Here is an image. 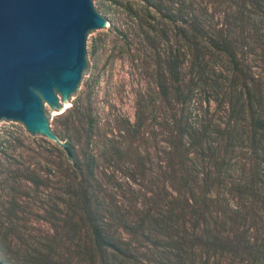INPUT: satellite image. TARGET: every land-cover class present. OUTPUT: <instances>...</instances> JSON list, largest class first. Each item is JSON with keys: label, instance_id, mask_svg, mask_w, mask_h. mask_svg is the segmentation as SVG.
<instances>
[{"label": "trees", "instance_id": "trees-1", "mask_svg": "<svg viewBox=\"0 0 264 264\" xmlns=\"http://www.w3.org/2000/svg\"><path fill=\"white\" fill-rule=\"evenodd\" d=\"M238 1H117L112 28L150 82L117 134L94 137L86 115L67 147L52 144L59 185L39 240L0 198V250L15 264H264V0ZM2 169L17 193L43 180Z\"/></svg>", "mask_w": 264, "mask_h": 264}, {"label": "rangeland", "instance_id": "rangeland-1", "mask_svg": "<svg viewBox=\"0 0 264 264\" xmlns=\"http://www.w3.org/2000/svg\"><path fill=\"white\" fill-rule=\"evenodd\" d=\"M117 1L94 2L99 13L107 19L109 27L91 34V69L88 82L70 100L63 99L58 94L56 108L44 102L49 126L63 141L69 140V135L75 132L80 123L85 124L86 115L87 118L90 116L96 125L94 137L104 133L111 137V132L117 134L118 127H121L120 119L134 121L136 95L139 90L146 89L150 82L146 75L143 56L139 57L137 51L134 56L126 49L123 50L112 28L121 22L122 7ZM239 8L240 1L236 0L233 10L237 11ZM248 9L252 11L250 15L257 18L253 11L257 14L258 12L251 5H248ZM154 127L157 129L156 125ZM5 139L12 144L6 152L2 149ZM52 144L55 142L46 136H37L29 132L21 122L4 119L0 125V177L3 176L1 170L4 164L17 172H23L28 167L43 179L37 184L29 180L23 181L25 185L22 190L29 194L4 189L3 185H0V198L6 199L9 202L7 205L11 206L13 201L22 205L23 209L17 210V216L13 219L17 224L24 226L21 232L29 241L30 237H35L31 238L34 241L39 240V234L50 231L49 223L40 215H46L41 208L42 202L54 201V194L59 185L54 172L55 165L48 160L54 153ZM106 170L107 173L114 170L117 180L128 182L121 170L112 167ZM0 264H15L7 250L4 252L0 250Z\"/></svg>", "mask_w": 264, "mask_h": 264}, {"label": "water", "instance_id": "water-1", "mask_svg": "<svg viewBox=\"0 0 264 264\" xmlns=\"http://www.w3.org/2000/svg\"><path fill=\"white\" fill-rule=\"evenodd\" d=\"M95 0H0V125L23 123L61 147L44 102L71 99L89 79L91 34L109 25Z\"/></svg>", "mask_w": 264, "mask_h": 264}]
</instances>
